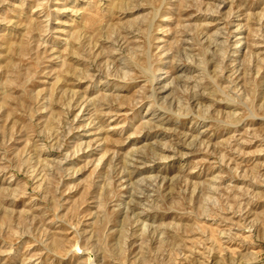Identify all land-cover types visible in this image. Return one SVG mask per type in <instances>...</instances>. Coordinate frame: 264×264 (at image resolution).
I'll use <instances>...</instances> for the list:
<instances>
[{
  "label": "rangeland",
  "instance_id": "1",
  "mask_svg": "<svg viewBox=\"0 0 264 264\" xmlns=\"http://www.w3.org/2000/svg\"><path fill=\"white\" fill-rule=\"evenodd\" d=\"M0 264H264V0H0Z\"/></svg>",
  "mask_w": 264,
  "mask_h": 264
},
{
  "label": "bare ground",
  "instance_id": "2",
  "mask_svg": "<svg viewBox=\"0 0 264 264\" xmlns=\"http://www.w3.org/2000/svg\"><path fill=\"white\" fill-rule=\"evenodd\" d=\"M216 40V39H215ZM209 48V47H208ZM121 64V63H120ZM121 66V65H120ZM123 68V67H122ZM114 158V157H113ZM135 198V197H134Z\"/></svg>",
  "mask_w": 264,
  "mask_h": 264
}]
</instances>
